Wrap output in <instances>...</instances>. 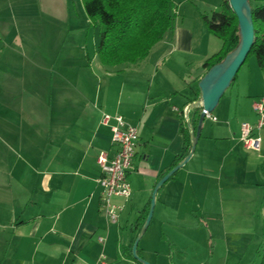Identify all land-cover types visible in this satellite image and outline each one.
<instances>
[{
	"label": "crops",
	"instance_id": "crops-1",
	"mask_svg": "<svg viewBox=\"0 0 264 264\" xmlns=\"http://www.w3.org/2000/svg\"><path fill=\"white\" fill-rule=\"evenodd\" d=\"M46 1L47 11L38 7L46 12L41 23L67 29L63 48L69 52H46L55 38L0 39V264H138L120 248L134 244L156 185L186 152L180 115L197 101L195 82L222 42L185 23L174 8L172 29L144 60L107 67L97 54L99 41L90 43L81 31L82 20L85 28L90 24L86 11L77 24L70 0ZM25 3L0 0V28L27 24L33 9H22ZM56 3L63 5L49 9ZM254 77L256 83L237 81L226 91L212 113L217 120L203 121L190 161L156 194L157 224L171 232L162 239L192 256L175 260L169 251L162 260L145 232L138 249L149 263L261 264L264 129L256 134L260 151L240 139L242 124L257 123L254 103L264 96L262 74ZM104 114L138 129L132 196L118 224L100 209L97 159L115 151L113 122L104 124Z\"/></svg>",
	"mask_w": 264,
	"mask_h": 264
},
{
	"label": "trees",
	"instance_id": "trees-1",
	"mask_svg": "<svg viewBox=\"0 0 264 264\" xmlns=\"http://www.w3.org/2000/svg\"><path fill=\"white\" fill-rule=\"evenodd\" d=\"M82 3L90 21L89 26H99L101 29L97 54L101 64L107 67L135 64L144 60L151 49L172 29L175 18L173 0H82ZM251 4L255 36L249 56L256 57L259 69L264 72V4ZM203 18L208 32L222 42L221 49L204 62L203 69L206 73L237 48L240 33L238 18L229 0H222L220 9L210 15H203ZM237 79L238 75L231 86ZM198 84L199 80L195 82V100L200 98ZM190 114L188 120H185L182 113L180 115V132L185 138L186 152L175 158L166 173L184 160L191 150L190 134L191 130L197 131L199 127L201 109H194ZM177 174L178 172L175 175ZM149 208L150 204L142 211L137 223L139 229L144 226ZM132 247L133 244L122 246L121 256L142 264L133 257ZM261 264H264V257Z\"/></svg>",
	"mask_w": 264,
	"mask_h": 264
},
{
	"label": "rangeland",
	"instance_id": "rangeland-1",
	"mask_svg": "<svg viewBox=\"0 0 264 264\" xmlns=\"http://www.w3.org/2000/svg\"><path fill=\"white\" fill-rule=\"evenodd\" d=\"M24 1H26V3H25L26 5L25 6L23 5V7H21L22 9H25V8H28L29 10L33 9V13L31 12V14L27 15L28 17H30V19H28L26 21L28 23L27 24L18 23V24H16L17 26L13 25V27L10 29L0 28V39L2 37H4L5 39H7V37L12 39V38L19 36L23 40H25V41L28 40L29 42H31L32 38H34V39L36 38V39L41 40V43H42V41H44L46 39L54 40V38H55L54 42L52 41L51 44L49 45V48L46 46H43V44H42L41 48H40L41 52L44 51L43 47H46L45 51L49 52V53L69 52V49H67V48H66V50H64L65 46L63 45L64 39L67 36V29L64 28L63 26H59V27L56 26L58 28L52 29V28L48 27L47 24H45L46 26L44 27L43 24L41 23V17L44 16L46 14V12L44 14H41L38 10V7H40V5H41V6H43L42 7L43 10L47 11L48 10V2L46 0H24ZM53 1H55V0H53ZM70 2H71L72 11H73V14L75 17V18L73 17V23L76 22L77 24H80V22H81V16L80 15L82 14L84 16L86 14L82 0H70ZM173 2H174V8H176L178 13H180V11H182L183 14L185 15V17H184L185 23H188V24L192 23L194 26H196V28H203V29H205V31L208 34V30H207L203 15H210L213 11L220 9V5L222 3V0H173ZM260 4H264V2H254V5H260ZM62 5L63 4H58V3H56L55 5L50 4L51 7L49 9H52V11H55V10L59 9V7H62ZM191 10L192 11L194 10L195 14H193V12ZM60 11H63V10H60ZM62 15H66V13L61 14V16ZM87 19H88V17H87ZM61 20H62V18H61ZM72 25L74 26V24H72ZM80 25L82 26L81 31L84 32L85 37H86V32H88V39H89L90 43L94 39L97 42L100 40L101 29L99 26L98 27H90L88 25L87 28H85L83 26L84 25L83 20H82V24H80ZM75 27H79V25L75 26ZM77 31H79V30H77ZM211 38L213 40H216L217 42H219L218 41L219 39H217L216 37L212 36ZM26 44L27 45L24 46L25 50L27 52H31V50H32L31 48L33 47V45H30L29 43H26ZM0 47H1V43H0ZM1 64H2V62L0 61V65ZM251 72H252V75H251ZM255 72L262 74L263 79H264V72L259 69L256 57L251 55V56H249L246 63L244 64V66L242 67L240 72L238 73V77H240V79L237 81L238 82L240 81L241 84L243 82L244 87L246 86L245 84L249 79L252 81V78H253L254 83H256L255 77H254ZM263 87H264V85H263ZM158 217H159V207L155 206L153 219L151 221L150 226L148 227V229L146 231L145 240L151 239L152 247H156V251L161 253L160 256H161L162 260L164 258L162 256L163 253L169 252V251H172L174 253L173 257L175 260H177L179 255L180 256H186V257L190 258L192 256V253H191V250L189 248L188 249H186V248H183V249L175 248L174 250H172L170 245L164 239H162V234H165L167 236V233H169L170 230L169 231L165 230V229L163 230V228H161L157 224ZM124 223L125 222L122 221L121 225L123 226ZM175 237H177V239L186 240V237H182V236H175ZM252 241H253V239L250 238L248 240L249 244ZM178 252L181 254H179ZM250 254H251V250L248 252L247 255H250Z\"/></svg>",
	"mask_w": 264,
	"mask_h": 264
},
{
	"label": "built area",
	"instance_id": "built-area-1",
	"mask_svg": "<svg viewBox=\"0 0 264 264\" xmlns=\"http://www.w3.org/2000/svg\"><path fill=\"white\" fill-rule=\"evenodd\" d=\"M254 110L258 121L255 125L242 124L240 139L246 149L260 151L262 140L256 134L264 129V96L254 103ZM189 112L188 108L183 110L185 120H188ZM201 113L205 114V118L217 120L212 113L204 109H201ZM103 122L104 124L113 122L110 127L115 151L113 155L102 152L97 159L100 168L97 180L101 188L100 209L110 223L118 224L132 196L129 175L136 155L138 129L127 123L120 115L104 114Z\"/></svg>",
	"mask_w": 264,
	"mask_h": 264
},
{
	"label": "water",
	"instance_id": "water-1",
	"mask_svg": "<svg viewBox=\"0 0 264 264\" xmlns=\"http://www.w3.org/2000/svg\"><path fill=\"white\" fill-rule=\"evenodd\" d=\"M252 2H264V0H229L230 6L238 18L240 42L237 48L229 53L225 59L210 68L199 81L200 98L191 103L188 110L204 109L213 113L226 91L230 88L234 78L238 75L250 54L254 42V22L252 15ZM205 120V114L201 113L200 124L197 129L191 130V150L184 160L170 170L156 185L147 219L132 247L133 257L142 264H151L141 258L138 247L143 234L148 229L154 214L156 194L160 187L182 169L192 158L201 132V125Z\"/></svg>",
	"mask_w": 264,
	"mask_h": 264
}]
</instances>
